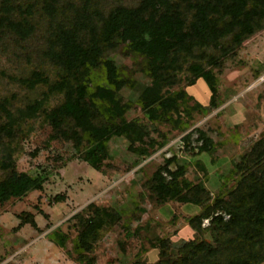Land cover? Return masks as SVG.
I'll use <instances>...</instances> for the list:
<instances>
[{"label":"trees","instance_id":"1","mask_svg":"<svg viewBox=\"0 0 264 264\" xmlns=\"http://www.w3.org/2000/svg\"><path fill=\"white\" fill-rule=\"evenodd\" d=\"M263 30L264 0H0V57L19 64L14 74L0 67V78L11 84L0 88V206L42 187L47 169L28 173L17 167L37 120L53 128L50 141L89 146L80 158L98 171L111 158L112 137L139 145L144 159L165 148L169 140L159 130L164 124L185 134L188 150L198 133V155L211 154L214 141L202 130L188 132L185 115L220 108L216 69ZM119 50L143 61V78L159 79L166 88L188 80V89L164 95L159 86L140 83L111 58ZM96 71L103 73L102 82L94 79ZM199 80L211 93L207 106L189 92ZM125 89L137 97L143 118L127 121L133 101H123ZM164 162L147 182L157 202L203 211L189 221L194 240L175 248L169 239H158L156 264H264V138L234 165L215 198L206 182L186 178L187 167L177 156ZM196 165L207 175L201 162ZM18 219V229H38L34 214L22 212ZM120 220V212L93 203L76 214L77 262L96 264L91 254ZM205 220H211L209 227H203ZM207 232L212 242L202 238ZM55 236L66 248L68 236L60 231Z\"/></svg>","mask_w":264,"mask_h":264},{"label":"rangeland","instance_id":"2","mask_svg":"<svg viewBox=\"0 0 264 264\" xmlns=\"http://www.w3.org/2000/svg\"><path fill=\"white\" fill-rule=\"evenodd\" d=\"M259 33L223 59L222 67L216 69L220 108L209 114L191 109L185 115L191 126L188 132L202 130L214 141L211 154L198 155V133L192 137V150H188L183 141L185 134L164 124L159 130L169 140L165 148L144 159L139 155V145L131 146L125 139L112 137L111 158L98 171L80 158L89 146L80 144L77 149V141L70 139L52 142L53 128L42 120L33 122V131L18 155L17 167L28 173L44 169L48 172L42 178L41 188H32L21 199L0 206V264H80L73 253L78 231L72 218L92 203L121 213V220L103 235L91 254L96 264H133L137 260L156 264L160 250L154 245H159V238L169 239L175 248L194 240L197 235L189 221L203 208L178 202L159 204L147 182L166 158L177 156L179 165L187 167L186 178L194 184L206 182L215 198L234 165L264 138V32ZM8 57H0V67L6 74L18 73L19 64ZM111 58L128 75L137 74L140 83L159 86L164 95L188 89L190 84L186 80L166 88L159 79L142 77L140 59L125 55L122 50ZM93 76L103 81L101 71ZM0 88H11L6 76L0 78ZM189 92L202 105H209L211 93L203 80L190 87ZM136 98L130 90H123V101H133L128 122L144 116ZM154 137L162 140L158 134ZM198 161L205 166L207 175L196 165ZM234 184L231 181L228 187ZM22 212L34 214L38 229L31 225L17 228ZM210 221L205 220L203 227H209ZM59 231L68 236L66 248L56 240L55 233ZM202 238L213 241L210 232Z\"/></svg>","mask_w":264,"mask_h":264}]
</instances>
